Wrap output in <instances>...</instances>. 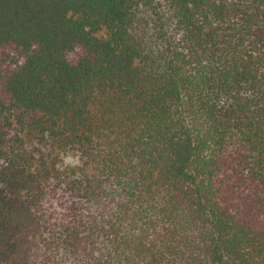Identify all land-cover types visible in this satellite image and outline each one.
<instances>
[{"label":"trees","instance_id":"1","mask_svg":"<svg viewBox=\"0 0 264 264\" xmlns=\"http://www.w3.org/2000/svg\"><path fill=\"white\" fill-rule=\"evenodd\" d=\"M0 264H264V0H0Z\"/></svg>","mask_w":264,"mask_h":264},{"label":"clouds","instance_id":"2","mask_svg":"<svg viewBox=\"0 0 264 264\" xmlns=\"http://www.w3.org/2000/svg\"><path fill=\"white\" fill-rule=\"evenodd\" d=\"M67 158H68V154L65 157V162L67 161ZM73 159H76V157H73Z\"/></svg>","mask_w":264,"mask_h":264}]
</instances>
